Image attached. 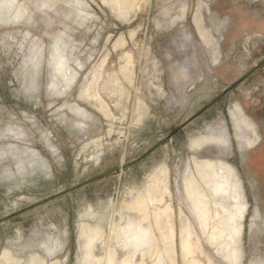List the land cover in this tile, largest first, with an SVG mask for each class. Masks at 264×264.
<instances>
[{
    "label": "rangeland",
    "instance_id": "1",
    "mask_svg": "<svg viewBox=\"0 0 264 264\" xmlns=\"http://www.w3.org/2000/svg\"><path fill=\"white\" fill-rule=\"evenodd\" d=\"M200 1L211 9L202 12L220 47L216 64L192 23ZM15 3L21 17L0 24V258L9 250L21 263L35 253L48 264H78L83 214L90 209L106 228L112 205L118 221L126 190L142 186L163 163L171 171L179 238L173 179L195 156L224 160L238 173L248 202L241 264H264V173L251 167L254 154L240 152L229 116L241 104L264 126V0H139L129 12L108 0ZM183 5L185 20L178 18ZM56 45L78 73L69 90L61 80L52 88ZM126 56L133 74L130 81L118 76V84ZM90 83L113 118L82 95ZM219 126L231 150H190L192 139ZM255 209L261 217L252 226ZM204 250L213 264L227 263L205 244ZM102 252L97 242L94 254Z\"/></svg>",
    "mask_w": 264,
    "mask_h": 264
},
{
    "label": "bare ground",
    "instance_id": "2",
    "mask_svg": "<svg viewBox=\"0 0 264 264\" xmlns=\"http://www.w3.org/2000/svg\"><path fill=\"white\" fill-rule=\"evenodd\" d=\"M138 1L108 0L113 8L125 12L136 8ZM181 12L182 15L178 18L183 20L186 14L185 5L182 6ZM20 17L21 11L15 0H0V24L17 21ZM192 23L203 43L212 49L213 63L216 64L220 53L205 28L200 2L196 6ZM51 62L54 80L52 88L57 87L61 80L67 90L71 89L78 73L71 67L64 49L54 46ZM74 64L82 66L77 60ZM132 74V62L130 57L126 56L125 65L119 68L118 75L115 74L116 82L119 84L118 76L130 81ZM67 90L63 92L66 93ZM92 90L90 83L89 87L82 91V95L94 100V105L103 116L113 118L107 105ZM240 105L235 104L229 116L237 146L240 152L247 153L260 145L261 136L256 124L244 113ZM73 109L76 113H81L82 117L87 115V112L78 106H73ZM94 143L95 148L102 150L101 144ZM210 145L231 150L232 141L227 129L221 126L217 130L209 129L206 134L190 141V150L198 152ZM100 158L101 154L95 161L99 162ZM178 179L177 181L174 178L173 181L181 201L177 206L179 238L173 217L171 171L163 163L147 176L142 186L126 190L118 207V221L112 218V205L108 206L105 219L107 231L101 225L103 218L98 221L96 214L90 209L83 214L79 227L81 244L78 264H146V260H152L151 264H177L178 249L181 264H213L204 250V244L228 264H241L243 221L248 212V202L236 170L224 160H199L193 156L188 159L186 168L178 175ZM183 207L187 209L189 216L185 215ZM259 217L261 216L255 209L252 226ZM83 218L94 219L98 223H86ZM97 242L103 245L100 257L94 254ZM21 261V258L15 257L9 250H4L0 258V264H48L46 259L35 253L28 256V262Z\"/></svg>",
    "mask_w": 264,
    "mask_h": 264
},
{
    "label": "crops",
    "instance_id": "3",
    "mask_svg": "<svg viewBox=\"0 0 264 264\" xmlns=\"http://www.w3.org/2000/svg\"><path fill=\"white\" fill-rule=\"evenodd\" d=\"M202 4H201V9L207 13H210L211 12V9L208 7V5L205 3H203V1H200ZM203 14V12H202ZM203 18H204V25H205V16L203 14ZM218 50H220V47H219V44H218V47H217ZM253 113L252 112H248L247 116L251 119V120H255L254 119V116L252 115ZM254 123L258 126V129H259V133L260 135L262 136V140L260 142V145L259 147L255 150V151H252V152H249V153H246L248 155H255L252 159H251V167L255 168V169H259L261 170V172L264 173V169H263V166L262 164H256V162H260L259 160H263L264 159V126H259L258 123H256L254 121ZM256 152V154H255Z\"/></svg>",
    "mask_w": 264,
    "mask_h": 264
},
{
    "label": "flooded vegetation",
    "instance_id": "4",
    "mask_svg": "<svg viewBox=\"0 0 264 264\" xmlns=\"http://www.w3.org/2000/svg\"><path fill=\"white\" fill-rule=\"evenodd\" d=\"M219 53H220V50H219ZM259 99H261L262 101H264V97H261V98H259ZM253 113V112H252ZM254 117H256L257 119H258V117H257V113L256 114H252ZM257 126V125H256ZM258 127V126H257ZM260 134V133H259ZM261 136V135H260ZM261 140H262V137H261ZM264 147V146H263ZM262 164V163H261Z\"/></svg>",
    "mask_w": 264,
    "mask_h": 264
}]
</instances>
